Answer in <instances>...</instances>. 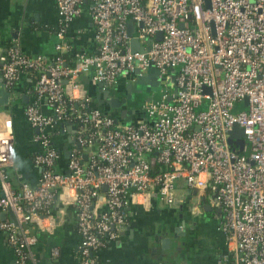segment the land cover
Returning <instances> with one entry per match:
<instances>
[{
	"label": "built area",
	"instance_id": "built-area-1",
	"mask_svg": "<svg viewBox=\"0 0 264 264\" xmlns=\"http://www.w3.org/2000/svg\"><path fill=\"white\" fill-rule=\"evenodd\" d=\"M55 4L59 41L53 57L27 55L16 44L0 53L6 88L13 91L22 75L31 82L22 114L37 145L30 160L40 168L36 184L17 168L13 115L0 108V213L6 214L0 231L13 254L7 264H35V231L54 230L56 203L75 210L78 264H107L96 252L126 225L128 203L155 191L172 204L179 181L206 191L221 209L235 264H264V0ZM84 4L94 26L93 49L66 65L65 32ZM128 21L141 49L130 48ZM150 66L171 86L164 83L138 106L146 122L114 123L92 104L81 80L112 89ZM66 122L74 125L73 134ZM233 124L242 128L241 149L236 143L229 148ZM61 131L80 148L73 143L66 165L57 169L52 140ZM49 251L53 258L59 254L57 246Z\"/></svg>",
	"mask_w": 264,
	"mask_h": 264
},
{
	"label": "crops",
	"instance_id": "crops-1",
	"mask_svg": "<svg viewBox=\"0 0 264 264\" xmlns=\"http://www.w3.org/2000/svg\"><path fill=\"white\" fill-rule=\"evenodd\" d=\"M57 24L55 0H0V53L16 44L27 55H40L46 59L53 57L59 41L55 32ZM93 32L94 26L84 4L81 14L72 20L65 32L66 48L62 56L66 65L75 62L76 53L93 49ZM25 78L30 82L28 76L25 75ZM81 80L90 96L91 83L85 76ZM23 87L20 81L16 94L19 99L25 95V102L15 100L4 109L13 115L17 168L31 184H36L40 168L34 167L30 160L37 146L32 141L34 129L22 114L23 106L32 95L29 89L24 90ZM91 101L97 105L92 97ZM70 124L67 130L73 134L75 128ZM61 146L63 148L64 144ZM92 150L93 147L85 149L84 156L87 157ZM193 191L179 181L173 191L172 204L164 202L155 191L148 197L140 195L135 201H130L126 208V225L116 239L105 243L96 252L97 260L107 264H235L232 253L226 247V233L221 229V209L212 204L206 191L195 190L197 196L193 195ZM201 198L204 201L192 214L190 202ZM205 206L210 208L205 209ZM51 212L56 221L54 230L35 231L37 242L32 248L35 264H78L76 247L79 234L75 210L56 203ZM163 238L169 239L165 246H162ZM52 246L59 249L58 256L54 258L49 254ZM12 259L13 254L5 242L4 233L0 231V264H7Z\"/></svg>",
	"mask_w": 264,
	"mask_h": 264
},
{
	"label": "water",
	"instance_id": "water-1",
	"mask_svg": "<svg viewBox=\"0 0 264 264\" xmlns=\"http://www.w3.org/2000/svg\"><path fill=\"white\" fill-rule=\"evenodd\" d=\"M206 6L208 3L206 2ZM127 34L130 37V48L132 51L137 49H141L139 42L136 38L132 37L133 28L132 22L128 21L127 23ZM160 34H157L156 38L159 39ZM151 78H154L155 81H150ZM171 84L168 78H159L158 72L155 68L149 67L147 73L142 76H137L134 80L133 78H127L124 82H119L116 86L112 89H102V84H91V92L90 96L95 100L96 104L101 107V110L105 113L114 117V123L122 122V123H139V122H146L147 118L145 115L139 110L136 106L128 105V100L132 99L133 95L136 93H142L143 90L146 93H150L155 87L159 85ZM143 85V87H138V85ZM175 89V88H174ZM124 90V94L121 95V92ZM120 95V97H118ZM21 100L25 102L26 96L21 95ZM15 102V97L13 96V91L6 88L1 76H0V108H6L9 105ZM247 102V99L244 98V103ZM67 126L71 127L69 122H66ZM228 144L230 149H234L235 143L239 145L240 149L244 143L242 138V128H240L237 124H233L232 127L228 131ZM76 143L75 138L67 137L66 142L62 148L63 151V159L68 160L70 157V149L68 144ZM76 147L80 148V145L76 143ZM85 158V156H84ZM105 186H103V190H105ZM193 195H196V191H193ZM204 201V198L200 200H192L190 210L193 214L194 210L200 207L201 202ZM212 204L218 207L214 202ZM204 207V206H203ZM207 208H210L207 207ZM205 206V209H207ZM218 210V209H217ZM8 217L14 220L13 214L11 211L7 213ZM6 216L5 213H0V217L4 218ZM178 230V227L175 228ZM162 246H165L166 243H169L168 238H163ZM169 245V244H168Z\"/></svg>",
	"mask_w": 264,
	"mask_h": 264
},
{
	"label": "trees",
	"instance_id": "trees-1",
	"mask_svg": "<svg viewBox=\"0 0 264 264\" xmlns=\"http://www.w3.org/2000/svg\"><path fill=\"white\" fill-rule=\"evenodd\" d=\"M20 81H22V84H24V87H23V89L24 90H28V89H30V87H31V83L30 82H28L27 80H26V78H25V75H22V77L15 83V85L13 86V91H14V96H15V100L16 101H20L21 99H19L18 97H17V86H18V84L20 83ZM21 85V84H20ZM21 103V102H20ZM26 105V104H25ZM95 106H97L98 108H101L100 106H98V105H95ZM76 128H77V126H76ZM66 132H59L58 134H56L55 135V137H54V139L52 140V144H53V146L55 147V149L57 150V152L59 153V158H58V160H57V162H56V166H55V168H57V169H59V168H63L65 165H66V160H64L63 159V151H62V146L61 145H63L65 142H66V140H67V137H66V134H65ZM72 144H68V147L69 146H71Z\"/></svg>",
	"mask_w": 264,
	"mask_h": 264
},
{
	"label": "rangeland",
	"instance_id": "rangeland-1",
	"mask_svg": "<svg viewBox=\"0 0 264 264\" xmlns=\"http://www.w3.org/2000/svg\"><path fill=\"white\" fill-rule=\"evenodd\" d=\"M138 87L142 88L143 85L140 84V85H138ZM161 88H162V85H159L158 87H155L150 93H146L143 90L142 93L134 94L132 99L128 100V105L138 107L141 104V102L145 101L148 97L157 96L159 94V92L161 91ZM122 94H124V90L121 92V95ZM205 107H206V104L203 103L202 105L199 106L198 109H204ZM239 108H244V106L239 107ZM236 109H237V106H236ZM17 138H18V135H17ZM21 142L19 143L20 145H22ZM17 147H18V144H17Z\"/></svg>",
	"mask_w": 264,
	"mask_h": 264
},
{
	"label": "flooded vegetation",
	"instance_id": "flooded-vegetation-1",
	"mask_svg": "<svg viewBox=\"0 0 264 264\" xmlns=\"http://www.w3.org/2000/svg\"><path fill=\"white\" fill-rule=\"evenodd\" d=\"M150 81H151V82H152V81H155V79H154V78H151ZM118 97H120V95H118Z\"/></svg>",
	"mask_w": 264,
	"mask_h": 264
}]
</instances>
